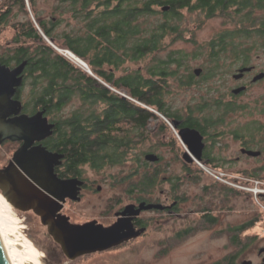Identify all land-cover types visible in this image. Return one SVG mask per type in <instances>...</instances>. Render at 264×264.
<instances>
[{
  "label": "trees",
  "instance_id": "obj_1",
  "mask_svg": "<svg viewBox=\"0 0 264 264\" xmlns=\"http://www.w3.org/2000/svg\"><path fill=\"white\" fill-rule=\"evenodd\" d=\"M11 1L1 0L0 24H7ZM13 1L27 16L23 33L13 38L16 49L23 53L21 58L27 60L28 78L33 85L25 108L45 109L60 138L55 146L66 160L87 162L96 171L121 164L148 137L155 120L152 133L172 132L164 118L171 121L180 111L173 108L170 94L175 86L188 90L198 80L187 72L189 55L183 50H169L165 57L158 55L168 40L174 43L184 39L187 28L183 27V10L202 11L206 18L222 16L234 25L205 46H197L190 55L195 58L207 52L208 76L215 75L226 58L234 66L249 65L253 49L264 46V0H78L70 10L82 24L72 34H60L61 44L55 43L52 32L61 20H49L50 26L40 20L34 22L29 18V6L33 9L35 0ZM164 3L170 4L169 11L155 10ZM155 14H162V18L153 19ZM44 35L58 48L68 49L84 60L96 77L55 49ZM144 60V65L124 67ZM120 70L122 73H118ZM184 70L187 73L182 75ZM216 91L218 95L208 90L206 94L200 92V104L194 109L201 113L209 107L220 108L222 102L215 98L221 96V91ZM75 98L80 102L78 108L67 116L58 115ZM188 107L193 113L192 106ZM186 120L189 125L194 123L189 115ZM255 135L250 133L249 137ZM135 161L137 165L131 167L129 175L148 178V188L158 183L163 172L159 165L151 167L148 163L147 169V162L139 154Z\"/></svg>",
  "mask_w": 264,
  "mask_h": 264
},
{
  "label": "flooded vegetation",
  "instance_id": "obj_2",
  "mask_svg": "<svg viewBox=\"0 0 264 264\" xmlns=\"http://www.w3.org/2000/svg\"><path fill=\"white\" fill-rule=\"evenodd\" d=\"M57 2L68 3L71 7L78 0ZM14 4L18 5L12 0V8ZM12 11L13 9L6 15L7 24ZM73 14L71 11V16ZM23 22L13 23L15 36L23 33ZM4 24L1 23L0 27ZM22 55V51L16 47L1 49L0 65L13 69L26 60L21 58ZM248 66L251 67L250 71L244 72L238 79L234 78L241 68ZM238 67L231 74L232 84L246 88L237 95L231 92L230 102L235 101L253 85L264 83V77L252 81L256 74L264 72L263 69L257 70L254 65ZM219 72L221 69L215 75L221 77ZM202 73L203 68L199 76L194 75L192 70L196 79ZM215 75H207L205 79ZM22 77V83L16 88L13 99L22 103L20 114L33 115L42 108L36 107L32 110L25 108L27 100L24 94L25 85L30 81V85L33 86L28 78L27 65ZM215 99L221 100L222 105L229 106L224 102L222 95ZM261 102L259 113L261 123L259 122L257 130L251 131L246 128V123L240 120L242 114H236L237 116H232L229 120L227 119L229 112H222L212 118V114H209L210 116L202 114L193 106L191 107L194 109L193 113H189L188 106L179 109V116L173 118L179 121L177 130L185 127L195 129L202 135L204 143L198 161L194 160L191 163L183 161L187 179L192 180L196 187L192 196L193 208L188 210L185 209L188 194H185L182 188L184 179L181 176H163L161 183L165 188L160 189V194L157 195L158 183L148 188V178L129 175L128 171L124 176L114 180L118 184H125L122 192H114L105 199L98 178L87 175L89 164L66 160V156L54 166V174L61 181H69V194L64 195L61 192L66 187L55 186L50 187L55 192L52 193L29 177L14 160V155L24 140L2 139L0 149L4 157L0 161V169L12 162L14 167L27 177L32 187L42 195L41 200L33 201L14 197L15 205L6 201L12 210L27 214L30 220H33L30 228V231H33L31 242L36 253L38 252V264H148V252L144 256L143 246L148 247V233L159 226L164 228L163 236L156 243L163 248L164 254H168L169 247L177 245L189 233L209 231L214 237L219 238V241L212 246L214 249L212 255L198 264H264V235L259 232L264 212L254 206L249 209L247 191L251 183L264 185V100ZM188 115L194 122L192 125L187 123ZM14 117L13 114L8 119ZM233 120H240L236 124L237 129L228 130L227 127ZM220 125L225 127L219 128ZM55 132L54 128L52 135L41 141H34L31 147L40 145L48 152L63 154L55 146V143L60 141ZM249 132L256 133L255 137L250 138ZM229 139L236 142L232 150ZM228 150L229 152L225 153ZM248 150L257 151L258 154H249ZM184 152L185 150L182 151V155ZM159 158L156 162H146L150 163L151 167L160 165L162 158L160 156ZM207 173L210 176H207ZM14 180L17 182V177ZM257 190V200L264 199V193L259 191V188ZM0 194L2 196V190ZM141 203L144 205L160 203L165 208H139ZM34 207L49 215L47 219L49 225L42 222L40 214ZM115 223L116 233L112 241L107 239L108 232L105 229ZM82 226L83 228H80ZM131 254H137L135 260L129 259Z\"/></svg>",
  "mask_w": 264,
  "mask_h": 264
},
{
  "label": "rangeland",
  "instance_id": "obj_3",
  "mask_svg": "<svg viewBox=\"0 0 264 264\" xmlns=\"http://www.w3.org/2000/svg\"><path fill=\"white\" fill-rule=\"evenodd\" d=\"M1 3L2 2L0 1V7ZM29 7V18H31L35 22H38L40 20L46 22L47 24L49 20H52L53 22L58 19L61 20L54 26L52 31L55 35L54 39L56 44H61L63 42L62 37L59 36L60 34H62L64 31L72 34L73 32H76L79 28V25L82 24L80 18H78L76 14H73L71 16V11L69 10L70 5L68 3H61L57 2L56 0H35L33 9L31 6ZM12 9L13 11L11 13L10 19H8V24L0 27V50L5 48H12L17 45L13 41V38L15 36V27L13 23L24 21L27 18V16L22 12L18 5L14 4ZM155 10H158L157 6H155ZM182 16L183 27L187 28V31H185L184 39L178 40L174 43H171L170 40H168L166 48L160 51L158 55H160L161 57H165L169 50L181 49L189 55V70L186 71L192 73V70L194 68L201 67L203 68V73L200 77L197 78L198 80L196 84L188 90L178 88L174 85V90L169 97L172 101L173 108L182 109L183 107H187L189 105L195 107L196 105L200 104V92L202 94H206V90H208L210 94L214 95L217 92L216 90H220L224 102L229 106L222 105L221 108L209 107L204 109V111L201 113L205 115L208 114L207 116H210L209 114H212V118H215L217 114H221L222 112H229L230 114L227 117V119L229 120L236 114H242L241 117L239 116L241 118L240 120L246 123V128L248 130H252V128L249 129V127H257L259 125V122L261 123V121H259V113L261 108L260 104L262 103L261 101L264 100V83L253 85L247 91L239 95L235 101L230 102L229 97H231L232 95L231 88L236 87L232 84L233 79L231 74L239 67L231 65V59L226 58L223 65L221 66V72H219L221 77L215 75L214 77L205 79L208 74L207 69L210 66V64L208 63L207 52L204 51L195 58L190 56L194 53L197 46H200L201 48L205 46L212 38L217 37L219 34L228 32L229 30L234 28L232 22L228 21L222 16L206 18L205 14L199 10L190 11L185 9L182 11ZM157 18H162V14L153 15V19ZM47 26L50 25L47 24ZM63 52L64 51H62V54H64L71 61L75 62L68 56L67 53ZM75 63L79 65L78 62ZM145 63L146 60L140 63H127L124 65V67L132 69L139 65H144ZM249 65H254L257 70H264V46L259 45L258 47L253 49ZM79 66H81L85 70L87 69L83 65ZM186 71L184 70L183 73H187ZM118 73H122V71L120 70V72ZM93 75L95 76L94 73ZM30 89L31 85L30 81H28L24 88L25 97L29 95ZM216 95L218 94L216 93ZM205 97L206 99L209 98L208 95H205ZM79 103V100L75 98L73 101L69 102L63 108L62 112L58 115H69L72 111L78 108ZM101 107L102 106H99V108ZM227 108H233V110L226 111ZM149 109L154 111L161 118H164V116L158 111L151 108ZM164 120L169 124V121L167 119L164 118ZM240 120L231 121L232 124L228 126L227 129L236 130V124L239 123ZM156 122L157 121L155 120L154 123L151 124L152 131L155 128ZM223 127L225 126H219V128ZM152 131L148 133V137L136 148H134L133 152L129 154L121 164L113 167H104L98 172H95L92 170V168H89L87 171V175L90 177L98 178L99 184L102 186V195L105 199H107L114 192H122V188L123 186H125V184H118L116 181L114 182V180L115 178L124 176L125 172L130 171L131 167H135L137 165V162L135 161L136 155L139 154L141 159H144L145 153H155L162 158V162L159 166L161 167V169H163V172H161L159 176L160 182H158L156 194L159 195V190L165 188V185L161 183L163 176H181L184 179L182 188L184 189L185 194H188V198L185 202V209H192V196L195 192L196 187L194 186V182L192 180L187 179L188 176L186 174L185 168L183 167V158L181 157L182 151L186 150L187 146L180 141L177 133V136L174 134L176 132L174 129H172L171 133L167 130H165V133L158 134L152 133ZM248 134H250V132ZM229 141L232 150V147L236 145V142L233 139H229ZM228 152L229 150L225 153ZM3 157L4 155H2V150L0 149V161L3 160ZM205 169L208 172V169ZM206 175L210 176L208 173ZM248 186L249 187L247 191L249 194V209L254 206L260 208V210L264 212V199L259 201L257 200V188L264 189V185L251 183ZM3 202L5 216L3 218H0V223L7 232L12 234V239L14 240V243H16L14 246L20 254H18L19 257H22L21 262L23 264H34L36 262L33 263V259H35L38 264V252L36 253L35 247L31 242V233H33V231L31 230V232L30 228L32 225L31 222L33 220H30V217H28L27 214L23 215L12 210L4 198ZM261 224L262 226L261 229H259V232L264 235V218ZM163 229L164 228H162V226H159L157 229H153V231L148 233V247L143 246L144 249L142 250L144 256L146 255V252H148V264H198L200 262H204L209 256L212 255V253L214 252L212 246L219 241V238L214 237V235L209 231L204 233L192 232L185 236V238H183L177 245L169 247L168 254H164L162 251L163 248L156 243L158 240H160L161 236H163ZM22 238H24L26 242L34 248L35 252H31L32 250L30 251V248L28 246L27 249L26 247L20 245L19 239ZM36 249H38L37 246ZM129 257L130 260H135L137 254H131V256Z\"/></svg>",
  "mask_w": 264,
  "mask_h": 264
},
{
  "label": "water",
  "instance_id": "obj_4",
  "mask_svg": "<svg viewBox=\"0 0 264 264\" xmlns=\"http://www.w3.org/2000/svg\"><path fill=\"white\" fill-rule=\"evenodd\" d=\"M170 8V4L167 3L158 6V10L161 12H167L170 10ZM44 37L46 38L45 35ZM46 40L59 51V49L54 46L51 39L46 38ZM76 57L79 61L86 65L84 60H82L78 56ZM26 64L27 61L24 60L13 69L0 65V141L5 138L24 140V143L16 151L14 160L19 163L20 167L29 177L34 179L47 191L55 193L54 190L50 189V187L52 186L58 188L66 187L67 190L65 189L61 192L64 193V195H67L69 194V181H61L54 174V166L61 162V159L64 155L48 152L45 147L40 145L31 147L34 141H41L52 135L55 124L49 121V118L45 113V109H40L33 115L20 114L22 110V103L21 101L13 99L16 88L22 83V72ZM250 70L251 67L249 66L243 67L239 70V73L234 75V78L238 79L244 72ZM87 72L94 76L89 67ZM201 72V67H196L193 69V73L196 76H199ZM262 77H264V72L256 74L253 77L252 81H257ZM245 88V86H238L233 88L231 92L232 94L237 95L244 91ZM114 91L120 94L123 98H129L124 93H121L117 90ZM13 114L15 115V117L8 119V117ZM169 124L172 129L176 131L179 125V121L177 119H172L171 121H169ZM176 133L180 141L187 146V149L182 155L183 161L186 163H191L194 160L198 161L204 147L202 135L197 130L188 127L180 128L176 131ZM247 153L253 155L258 154L257 151L252 150H248ZM159 159V156L155 153L147 152L144 154V160L147 162H156ZM15 177H17L18 183L14 180ZM73 184L75 183L73 182ZM32 186L33 185H31L27 177H25V175L21 171H18L14 167L12 162L6 167L0 169V190H2V196L7 202L15 205L14 197H17L19 200L22 199L24 201H33L35 199L41 200V193ZM144 207L148 209L165 208L160 203H148V205H144L143 203H141L139 208ZM35 210L40 214L42 222L49 225V223L47 222L49 215L45 213L43 214V212L38 211L36 208ZM80 228H83V226ZM105 230L108 232L107 239H115L114 235L116 233V223ZM0 264H10L1 238Z\"/></svg>",
  "mask_w": 264,
  "mask_h": 264
},
{
  "label": "bare ground",
  "instance_id": "obj_5",
  "mask_svg": "<svg viewBox=\"0 0 264 264\" xmlns=\"http://www.w3.org/2000/svg\"><path fill=\"white\" fill-rule=\"evenodd\" d=\"M61 50V53H62V51L63 50H66V49H60ZM65 53H67L68 54V56L71 58V59H73L75 62H78L79 63V65H83L84 67H86L87 69L85 70V71H87L88 70V65H87V63H86V65H84L81 61H79L78 59H77V57H75L76 55L74 54L73 55V53H71L70 51L68 52V51H64ZM63 52V53H64ZM4 202H3V197L1 196V194H0V218H3L4 216H5V210H4V204H3ZM0 238H1V240H2V243H3V245H4V248H5V251H6V254H7V256H8V259H9V261H10V264H23L22 262H21V260H22V257H19V253H18V251H17V249L15 248V244L16 243H14V240L12 239V234H10L9 232H7L6 231V229L5 228H3L2 226H1V223H0ZM22 242H24V243H26V244H24V243H22ZM19 243H20V245L21 246H23V247H26L27 248V246L30 248L29 250L31 251V252H35L34 251V248L31 246V245H29L27 242H26V240L24 239V238H22V239H19ZM18 244V243H17ZM28 249V248H27ZM19 254V255H18ZM31 259V258H30ZM34 262H36V263H34ZM33 263L34 264H37V261L35 260V259H33Z\"/></svg>",
  "mask_w": 264,
  "mask_h": 264
},
{
  "label": "built area",
  "instance_id": "obj_6",
  "mask_svg": "<svg viewBox=\"0 0 264 264\" xmlns=\"http://www.w3.org/2000/svg\"><path fill=\"white\" fill-rule=\"evenodd\" d=\"M63 51H68L69 52V50H63ZM59 52H61V50L59 49ZM64 55V54H63ZM65 56V55H64ZM259 191H261V192H264V189H260Z\"/></svg>",
  "mask_w": 264,
  "mask_h": 264
},
{
  "label": "clouds",
  "instance_id": "obj_7",
  "mask_svg": "<svg viewBox=\"0 0 264 264\" xmlns=\"http://www.w3.org/2000/svg\"><path fill=\"white\" fill-rule=\"evenodd\" d=\"M55 46V45H54ZM58 48V47H57ZM58 49H60V48H58ZM68 50V49H67ZM70 51V50H69ZM92 72V71H91Z\"/></svg>",
  "mask_w": 264,
  "mask_h": 264
}]
</instances>
